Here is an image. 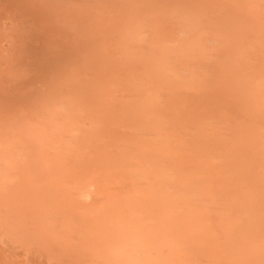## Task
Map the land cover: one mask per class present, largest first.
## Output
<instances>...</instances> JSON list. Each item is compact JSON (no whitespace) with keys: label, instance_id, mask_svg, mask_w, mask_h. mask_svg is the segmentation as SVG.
<instances>
[{"label":"bare ground","instance_id":"6f19581e","mask_svg":"<svg viewBox=\"0 0 264 264\" xmlns=\"http://www.w3.org/2000/svg\"><path fill=\"white\" fill-rule=\"evenodd\" d=\"M0 264H264V0H0Z\"/></svg>","mask_w":264,"mask_h":264}]
</instances>
